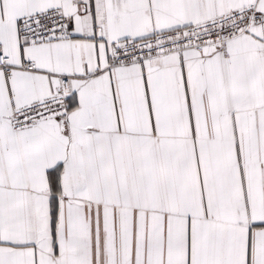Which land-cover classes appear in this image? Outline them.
Segmentation results:
<instances>
[{
    "label": "snow or ice",
    "instance_id": "1",
    "mask_svg": "<svg viewBox=\"0 0 264 264\" xmlns=\"http://www.w3.org/2000/svg\"><path fill=\"white\" fill-rule=\"evenodd\" d=\"M0 264H264V0H0Z\"/></svg>",
    "mask_w": 264,
    "mask_h": 264
}]
</instances>
